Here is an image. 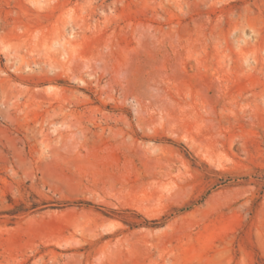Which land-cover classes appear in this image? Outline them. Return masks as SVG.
<instances>
[{
	"label": "rangeland",
	"instance_id": "1",
	"mask_svg": "<svg viewBox=\"0 0 264 264\" xmlns=\"http://www.w3.org/2000/svg\"><path fill=\"white\" fill-rule=\"evenodd\" d=\"M0 264H264V0H0Z\"/></svg>",
	"mask_w": 264,
	"mask_h": 264
}]
</instances>
